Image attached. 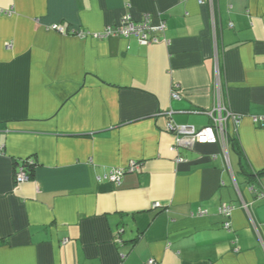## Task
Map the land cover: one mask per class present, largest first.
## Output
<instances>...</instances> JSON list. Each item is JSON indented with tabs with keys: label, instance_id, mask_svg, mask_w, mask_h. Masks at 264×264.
Returning a JSON list of instances; mask_svg holds the SVG:
<instances>
[{
	"label": "crops",
	"instance_id": "obj_1",
	"mask_svg": "<svg viewBox=\"0 0 264 264\" xmlns=\"http://www.w3.org/2000/svg\"><path fill=\"white\" fill-rule=\"evenodd\" d=\"M202 1L0 0V264H264V0ZM144 14L157 44L85 35ZM215 59L242 154L171 152L211 123Z\"/></svg>",
	"mask_w": 264,
	"mask_h": 264
},
{
	"label": "built area",
	"instance_id": "obj_2",
	"mask_svg": "<svg viewBox=\"0 0 264 264\" xmlns=\"http://www.w3.org/2000/svg\"><path fill=\"white\" fill-rule=\"evenodd\" d=\"M199 4H203L202 0H198ZM51 30L56 31L62 35H84L81 32L68 30L67 28L62 27L61 25L54 24L51 27ZM166 28L165 22L162 20L157 24H152L150 21V16L148 14L142 15L139 21H134L129 15H123L119 22L114 25V27H108L103 32L88 34L86 36H92L95 39L107 38L110 36L121 37L125 39L134 38L135 41L140 46H148L159 43V36L164 34ZM84 35V36H85ZM7 48H10L7 45ZM215 103L213 108L208 115L211 119V123L209 126L203 127L200 130H195L194 128L183 127L177 128V132L179 133V138L177 145L170 148L171 152H175L178 146H182L188 148L192 144L199 145H214L217 143H226L228 141L227 134V122L228 120H232L234 125L240 121V116L233 115L228 108L223 103L222 94L220 92L219 87V79H220V70L218 59H215ZM171 97L173 99L179 98V93L174 88L171 91ZM254 122L258 123L261 127H263L262 121L254 118ZM181 138V139H180ZM176 147V148H175ZM27 161V160H26ZM184 160L180 157H177L176 162H183ZM137 166V163H131L126 168H111L108 169L103 175L98 177L99 181H107L110 184L118 185L120 183L121 178L124 175L125 171H134ZM14 181L17 185L23 184L29 181V176L25 172L22 166L16 167V172L14 175ZM243 208L246 209L245 205H242ZM234 210V206L230 204H221L217 209V214L223 218V229H230V217ZM207 214V211L199 210L197 212L198 216H204ZM147 264H154L152 260H149Z\"/></svg>",
	"mask_w": 264,
	"mask_h": 264
},
{
	"label": "trees",
	"instance_id": "obj_3",
	"mask_svg": "<svg viewBox=\"0 0 264 264\" xmlns=\"http://www.w3.org/2000/svg\"><path fill=\"white\" fill-rule=\"evenodd\" d=\"M228 142L231 143V145H232L233 149L235 150V152L240 156V155L242 154V152H241L240 147L237 145L235 139H234V138H231V137H228ZM135 163L138 164V162H135ZM33 165H34L33 163L28 162V161H26V160L17 163V166H22V167L24 168L25 172H26V173L28 174V176H29V180H30V177H31V174H32L31 169H32ZM17 166H16V167H17ZM16 167H15V169H14V175H15V172H16ZM126 169H128V166L126 167ZM263 171H264V170H263ZM263 171H259V172L257 173V175L261 174V172H263ZM244 173H245V175H247V176L249 175V172H247V171H244ZM249 176H251V175H249Z\"/></svg>",
	"mask_w": 264,
	"mask_h": 264
},
{
	"label": "water",
	"instance_id": "obj_4",
	"mask_svg": "<svg viewBox=\"0 0 264 264\" xmlns=\"http://www.w3.org/2000/svg\"><path fill=\"white\" fill-rule=\"evenodd\" d=\"M127 173H131V171H125V172H124V175L127 174Z\"/></svg>",
	"mask_w": 264,
	"mask_h": 264
}]
</instances>
